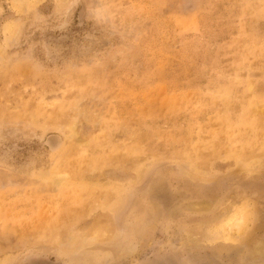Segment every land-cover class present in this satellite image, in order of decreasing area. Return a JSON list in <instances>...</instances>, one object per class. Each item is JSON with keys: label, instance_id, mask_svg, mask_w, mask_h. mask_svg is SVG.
Returning a JSON list of instances; mask_svg holds the SVG:
<instances>
[{"label": "rangeland", "instance_id": "1", "mask_svg": "<svg viewBox=\"0 0 264 264\" xmlns=\"http://www.w3.org/2000/svg\"><path fill=\"white\" fill-rule=\"evenodd\" d=\"M0 264H264V0H0Z\"/></svg>", "mask_w": 264, "mask_h": 264}, {"label": "bare ground", "instance_id": "2", "mask_svg": "<svg viewBox=\"0 0 264 264\" xmlns=\"http://www.w3.org/2000/svg\"><path fill=\"white\" fill-rule=\"evenodd\" d=\"M241 222V219H236V220H234L232 223H231V228L230 229H233L234 227H237L238 226V224Z\"/></svg>", "mask_w": 264, "mask_h": 264}]
</instances>
